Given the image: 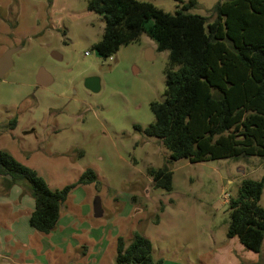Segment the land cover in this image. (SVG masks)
Masks as SVG:
<instances>
[{
  "label": "rangeland",
  "instance_id": "374dc122",
  "mask_svg": "<svg viewBox=\"0 0 264 264\" xmlns=\"http://www.w3.org/2000/svg\"><path fill=\"white\" fill-rule=\"evenodd\" d=\"M88 1L0 0V57L20 48L0 80V151L35 170L51 190L76 183L89 169L97 175L96 184L71 191L48 235L30 226V193L13 188L11 199L22 213L13 216L6 206L0 218L8 262L115 264L118 240L128 247L140 232L152 244L153 260L162 264H264V241L255 253L227 237L231 198L244 180L264 178V159L172 161L162 142L145 133L154 122L151 104L164 100L168 52L157 51L156 42L143 35L121 46L112 60L100 57L94 46L105 23L88 10ZM138 1L170 14L189 2ZM196 1L189 12L211 17L220 0ZM153 25L149 19L146 28ZM40 69L53 77L51 86L37 87ZM90 77L100 80L99 92L86 89ZM32 128L37 138L24 135ZM164 167L172 172L171 191L156 188L148 173ZM2 181L0 176V206ZM96 197L104 212L100 219L93 212ZM15 221L20 241L10 242L4 226Z\"/></svg>",
  "mask_w": 264,
  "mask_h": 264
},
{
  "label": "trees",
  "instance_id": "16d2710c",
  "mask_svg": "<svg viewBox=\"0 0 264 264\" xmlns=\"http://www.w3.org/2000/svg\"><path fill=\"white\" fill-rule=\"evenodd\" d=\"M182 3V0H175ZM196 0L165 13L138 0H89L88 10L104 19L102 39L94 49L102 58L147 35L157 51L168 52L164 100L151 104L154 122L145 130L160 140L172 161L264 159V0H220L211 17L191 14ZM149 19L154 25L146 28ZM154 186L173 188L167 168L149 169ZM3 187L19 186L35 202L30 226L48 235L77 186L97 183L92 170L62 189L51 190L39 174L0 151ZM264 178L244 180L230 201L228 238H237L260 253L264 241ZM151 242L140 232L125 247L118 240L115 264H162L152 256Z\"/></svg>",
  "mask_w": 264,
  "mask_h": 264
},
{
  "label": "water",
  "instance_id": "95a60500",
  "mask_svg": "<svg viewBox=\"0 0 264 264\" xmlns=\"http://www.w3.org/2000/svg\"><path fill=\"white\" fill-rule=\"evenodd\" d=\"M20 50L19 47H15L12 49H9L1 58H0V80L4 78L6 73H8L12 67H13V62H12V56L16 54ZM52 58L55 60H61V56H59L57 53H52L51 54ZM145 58L148 61H151L154 59L153 56V51L148 50L146 52ZM53 77L45 71V69H40L36 76V83L38 86L47 88L53 84ZM85 87L86 89L96 93L100 91V80L96 77H90L85 80ZM93 212H94V217L96 219L103 218L104 212L102 209V203H101V198L96 197L93 201Z\"/></svg>",
  "mask_w": 264,
  "mask_h": 264
},
{
  "label": "crops",
  "instance_id": "0c3cea01",
  "mask_svg": "<svg viewBox=\"0 0 264 264\" xmlns=\"http://www.w3.org/2000/svg\"><path fill=\"white\" fill-rule=\"evenodd\" d=\"M15 187L16 186H14L13 188H15ZM13 188H11L9 191L8 190H6L5 192L2 191V193H3L2 195L4 197V200H2L1 202L5 203V205L4 206H0V218L3 217V219H4V213H5L6 208H7L6 206H10L11 207V214L13 216L14 215H18L19 213H22V210L20 208L21 206L20 207H18V206L15 207L16 201H13V199H11V193H12L11 190ZM22 195H24V194L17 193L18 198H21ZM11 214H9L10 218H11ZM31 214H30V216H31ZM60 218H61V215H60ZM16 224H17V222L15 221L14 224H10L9 226H7L5 224V226H4V231L6 232L5 236L6 237H10V240H11L10 242H12V241L13 242L14 241H20L19 240L20 238L15 236V234H14V228L16 227ZM6 250H7V244L6 245L5 244L4 245L0 244V264H13L12 262H8L11 257L8 256V254H7L8 252Z\"/></svg>",
  "mask_w": 264,
  "mask_h": 264
},
{
  "label": "flooded vegetation",
  "instance_id": "af4514ba",
  "mask_svg": "<svg viewBox=\"0 0 264 264\" xmlns=\"http://www.w3.org/2000/svg\"><path fill=\"white\" fill-rule=\"evenodd\" d=\"M6 52H7V51H6ZM4 54H5V53H4ZM2 56H3V55H2ZM2 56H1V57H2ZM1 57H0V58H1ZM37 87H41V86H38V85H37ZM42 88H44V87H42ZM13 129H15V128H13ZM23 133H24V135H34V136L37 138L36 131H35V129H33V128L30 129V131L28 130L27 132H23ZM29 133H30V134H29Z\"/></svg>",
  "mask_w": 264,
  "mask_h": 264
},
{
  "label": "built area",
  "instance_id": "2783aa9c",
  "mask_svg": "<svg viewBox=\"0 0 264 264\" xmlns=\"http://www.w3.org/2000/svg\"><path fill=\"white\" fill-rule=\"evenodd\" d=\"M85 55L87 56V55H88V53H86ZM112 59H113V58L111 57V60H112Z\"/></svg>",
  "mask_w": 264,
  "mask_h": 264
}]
</instances>
